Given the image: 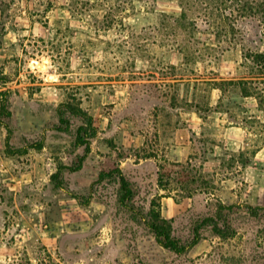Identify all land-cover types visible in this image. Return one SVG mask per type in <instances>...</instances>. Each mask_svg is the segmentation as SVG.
I'll return each instance as SVG.
<instances>
[{
    "label": "rangeland",
    "instance_id": "374dc122",
    "mask_svg": "<svg viewBox=\"0 0 264 264\" xmlns=\"http://www.w3.org/2000/svg\"><path fill=\"white\" fill-rule=\"evenodd\" d=\"M100 2L0 0V264H264V210L251 215L246 208L264 207V182L236 174L205 179L197 165L171 160L156 161L154 176L130 160L122 167L133 196L122 205L117 176L98 179L100 171L118 168L120 157L160 154L148 126L146 146L137 152L119 137L141 116L152 119L159 99L178 104L172 88L163 93L136 72L144 71L141 61L169 49L185 50L191 60L199 48L217 49L201 32L198 6L185 8L181 20L175 0L131 1L112 11ZM242 34L235 45L242 54L264 53L263 26L244 24ZM42 58L46 73L30 68ZM254 64L250 58L244 69ZM71 108L91 116L97 129L87 154L75 144L84 119ZM84 154L81 167L69 169ZM159 187L178 205L162 202ZM220 206L233 233L219 236L205 225L182 253L159 245L149 226L167 219L171 236L187 244L195 224L216 218Z\"/></svg>",
    "mask_w": 264,
    "mask_h": 264
},
{
    "label": "crops",
    "instance_id": "0c3cea01",
    "mask_svg": "<svg viewBox=\"0 0 264 264\" xmlns=\"http://www.w3.org/2000/svg\"><path fill=\"white\" fill-rule=\"evenodd\" d=\"M206 49L199 48L193 60L176 48L141 61L144 71L136 72L146 74V81L163 93L172 88L178 104L172 107L159 99L152 106V119L143 121L141 116L129 134L120 131L119 137L136 152L146 146V126L154 129L153 136L161 142L159 156L120 157L118 168L126 178L122 165L130 160L136 168L150 167L154 176L160 169L156 161L171 160L197 165L198 175L205 179L236 174L244 181L264 182V73L244 69L242 48L214 53ZM159 189L162 202L178 205L172 195L163 194L165 188ZM194 190L199 195L204 187Z\"/></svg>",
    "mask_w": 264,
    "mask_h": 264
},
{
    "label": "trees",
    "instance_id": "16d2710c",
    "mask_svg": "<svg viewBox=\"0 0 264 264\" xmlns=\"http://www.w3.org/2000/svg\"><path fill=\"white\" fill-rule=\"evenodd\" d=\"M103 1L104 0H101V2L98 3V6L112 11L115 8H124L125 5H127V2L130 3L131 1H142L145 6L150 2L154 4L158 0H120L117 4L111 3V0H105L106 3ZM175 1L181 11L179 13L180 18L182 17L181 20L185 18L183 16V14H185V8L190 9L198 6V22L200 19V23L204 26V28L201 29V32H205L208 37L216 43L217 47V49L208 47L206 51L208 50L209 53L223 52L230 47L239 44L244 38V35L242 34L244 24L250 23L264 27V0H198L197 4L195 3L197 0H193L192 2L190 0ZM177 20L178 19L176 18L175 21ZM195 23V21L192 22L193 26ZM205 41L209 42L208 39ZM242 56L243 60L246 62H250V58L254 59L255 64L252 66V69L249 70V73H255V71H257V73H264V53L258 52L255 55L243 53ZM70 111L84 119V123L79 125L76 129L75 144L83 145L85 147V154H87L90 151V140L96 135L97 129L92 125L91 116L84 114L79 109L71 108ZM60 119L61 122L65 124V128H67L66 125H68V121L63 118L62 113H60ZM85 154L79 158L75 168L69 169H79ZM62 168L63 166L58 167L56 175L60 174ZM113 174L117 176L120 184V195L118 197V201L120 204L126 205V201L132 198L133 192L131 190L129 180L119 168H115L107 172L100 171L98 173V179H102L104 176H111ZM221 208H223V206L218 208L216 218L206 216L195 224L193 228V239L187 244H182L177 238L171 236V227L167 219L160 217L159 221H153L149 224V226L154 233L156 242L159 245L172 250L175 253H182L197 243L199 230L205 225H210L213 232L219 236H226L233 233V228L226 222L225 216L221 212ZM246 208L251 215H257L260 210H264L263 206H252L250 204H246ZM219 219L221 220L223 226L218 223L217 220Z\"/></svg>",
    "mask_w": 264,
    "mask_h": 264
},
{
    "label": "bare ground",
    "instance_id": "6f19581e",
    "mask_svg": "<svg viewBox=\"0 0 264 264\" xmlns=\"http://www.w3.org/2000/svg\"><path fill=\"white\" fill-rule=\"evenodd\" d=\"M47 63H48V60L45 59V58H42L40 61L31 60L30 63H29V66H30L31 69H38V70L46 73ZM45 79L47 81H52V80H56V77L54 75L47 74Z\"/></svg>",
    "mask_w": 264,
    "mask_h": 264
}]
</instances>
